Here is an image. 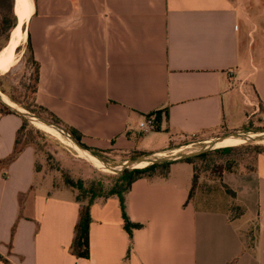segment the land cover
I'll use <instances>...</instances> for the list:
<instances>
[{"label": "crops", "instance_id": "0c3cea01", "mask_svg": "<svg viewBox=\"0 0 264 264\" xmlns=\"http://www.w3.org/2000/svg\"><path fill=\"white\" fill-rule=\"evenodd\" d=\"M250 1L32 0L18 45L29 42L38 64L35 104L87 147L120 154H161L175 135L240 130L264 111V10L247 9ZM152 113L157 129L140 131ZM20 126L0 111V161ZM35 159L25 146L0 164V264H264V156L255 172L222 175L235 193L224 208L189 198L185 162L135 180L123 196V213L141 225L130 236L119 198L96 199L87 258L71 252L83 203L54 188ZM232 203L241 216L230 217Z\"/></svg>", "mask_w": 264, "mask_h": 264}, {"label": "rangeland", "instance_id": "374dc122", "mask_svg": "<svg viewBox=\"0 0 264 264\" xmlns=\"http://www.w3.org/2000/svg\"><path fill=\"white\" fill-rule=\"evenodd\" d=\"M232 1L236 4L239 3V0ZM250 2L251 4L247 5V9L256 13L264 10V0H251ZM13 5L14 14L16 5L15 0L13 1ZM11 30L8 32L7 36L4 35L0 37V51L9 42ZM17 47L18 49L15 50L14 64L7 72L0 74V94L8 102L13 103L16 108L29 112L23 106L11 101V98H14L20 101L22 104H31L33 97V65L27 61L28 52L26 50V44H21ZM24 120L27 122V125H25V127L20 131L19 141L21 145L24 144L26 146H31L34 149L36 156V169L44 175L45 179L51 182L54 188H66L73 193L74 198L79 197L83 202H86V198L82 197L80 191L77 188L66 185V178H69L73 182L80 183L83 188H87L91 183H94L106 191L117 182L119 178L118 175L120 174L113 173L103 168L101 163L95 157L91 156L89 152H92L97 157L103 159L105 162L114 167H119L125 161L140 156H133L131 153L120 154L117 152H111L110 150L91 151L87 148L86 150L89 152H84L74 146L61 134L35 124V122L29 121L27 119ZM59 126L63 127L62 125ZM263 131L264 111L253 116L240 130L220 129L215 132L203 135H175L170 141L168 150L158 155L168 156L171 154L193 152L205 146L209 141L226 134H251L260 133ZM246 144L264 146V141L258 143L236 142L216 145L210 150L211 153H209L208 156L194 160L197 182L192 192L191 199L196 205L201 208L218 209L224 208L226 202L228 200H232L225 192L224 188L222 187V183L219 180L220 170L218 166L224 164L226 160H233L238 163V170H242L244 169L243 167L245 165L253 164L255 155L243 154L244 150H240L239 153L233 154L212 151L221 148L238 147ZM144 154L142 153L141 155ZM91 157L95 158L97 161L92 160ZM232 206H234V203H232ZM235 214H237V210H233L231 212V215ZM249 228L250 230L248 235H252L255 230V223H253Z\"/></svg>", "mask_w": 264, "mask_h": 264}, {"label": "trees", "instance_id": "16d2710c", "mask_svg": "<svg viewBox=\"0 0 264 264\" xmlns=\"http://www.w3.org/2000/svg\"><path fill=\"white\" fill-rule=\"evenodd\" d=\"M13 1L14 0H0V37L8 34V32L16 25V17L13 14ZM18 49V47L16 48ZM26 50L28 52V58L27 61L33 65V70H34V85L32 87V101L31 104H22L20 101L11 98V101L23 106L26 110L33 114H37L43 118H45L48 121L54 122L56 124L62 125L65 130L70 134V136L77 142L79 143L82 147L87 148L91 151H98L93 148H89L86 145H84L81 141V135L79 132H77L75 129L65 126L62 124V122L52 113L48 112L41 106H38L35 104L34 101V94L36 92V85L38 81V64L33 58L31 46L29 42L26 44ZM0 111L1 113H9V114H14L11 112L9 109H7L5 106L0 104ZM158 119L159 117L156 115L155 120H156V126L154 130L157 129V124H158ZM27 125V122L21 118V126L19 127L17 131V136L15 140V144L13 147V151L11 155L0 161L1 165H7L11 161H13L17 155L20 153L22 148H24L26 145L20 144L19 141V133L20 131ZM244 150L243 154H252L255 155L254 162L252 165H245L242 170H238V163L233 161V160H226L224 164L219 165V170H220V175H219V180L222 183V175L224 173H241V172H255L257 168V159L259 156H264V146L260 145H242L238 147H228V148H221L217 150H213L212 152H221L225 154L229 153H239V151ZM211 153L209 152H204L201 153L197 156L194 157H189L183 160H180V162H185L188 164L192 165L193 169V177H192V184L189 192V198L192 196V192L194 190L195 184L197 182V176L195 174V167H194V160L204 158L208 156V154ZM141 152H134L132 155L137 156L141 155ZM175 162H163L159 164H151L147 165L142 168H134L130 170H124L118 175V180L117 182L112 185L108 190L104 191L99 185L91 183L87 188H83L82 185L78 182H73L69 178L65 179V183L68 186L75 187L77 188L82 197L86 198V202H83L81 198L76 197L75 200L77 202L83 203L80 213H79V219L77 222V225L75 227V238L73 240V243L71 245V252L79 257V258H87L89 255V247H88V225H89V206L93 203V201L96 198H107L109 196L115 195L119 198L120 200V206L122 210V215H123V228L127 232V234L130 236L131 232L133 229H138L141 227L140 224L136 223H131L126 215L123 213L124 211V204H123V196L124 194L129 190L131 184L142 177H152L155 175H161L164 176L168 172V168L171 164ZM222 187L224 188L225 192L230 196L231 199H234L235 193L225 184L222 183ZM233 210H237V214L231 215V212ZM244 208L240 205L234 204V206H230L229 208V215L231 218L239 217L243 214Z\"/></svg>", "mask_w": 264, "mask_h": 264}, {"label": "water", "instance_id": "95a60500", "mask_svg": "<svg viewBox=\"0 0 264 264\" xmlns=\"http://www.w3.org/2000/svg\"><path fill=\"white\" fill-rule=\"evenodd\" d=\"M0 104H2L7 109H9L11 112H13L14 114H16L17 116H19L21 118L27 119V120L35 122V123H39V124L43 125L45 128H47L49 130H53V131L61 134L62 136L67 138L78 149H80L84 152L87 151L86 148L82 147L79 143H77L70 136V134L67 133V131L63 127H61L57 124H54V123H52V122H50L44 118H41L35 114H32V113H29L27 111L16 108L13 103L8 102L1 94H0ZM228 137L238 138L243 143H258V142L264 141V131L260 132V133H251V134H249V133L226 134V135L219 136V137L209 141L205 146H203L202 148H200L196 151L183 153V154H171L168 156H161L158 154H144V155H140L136 158L129 159V160L125 161L119 167H114V166L108 164L107 162H105L103 159L97 157L92 152H89V151H87V152H89V154L91 156L95 157L101 163L103 168H105L106 170H109L113 173L118 174V173L123 172L126 169L142 168V167H145L147 165L159 164V163H163V162H175V161H180V160H183V159H186L189 157L197 156L201 153L210 151L218 143L222 142L223 140H225ZM140 164H143V166H139Z\"/></svg>", "mask_w": 264, "mask_h": 264}, {"label": "bare ground", "instance_id": "6f19581e", "mask_svg": "<svg viewBox=\"0 0 264 264\" xmlns=\"http://www.w3.org/2000/svg\"><path fill=\"white\" fill-rule=\"evenodd\" d=\"M15 2V14L17 16V24L11 30L8 44L0 51V72L4 73L7 72L15 62L16 47L18 46L20 40L24 37V30L22 29V24H24L32 9V0H15ZM35 124L43 126L39 123ZM236 142L241 141L235 137H228L217 145H223L228 143L230 144ZM92 160L97 161L95 158H92ZM139 166H143V164H140Z\"/></svg>", "mask_w": 264, "mask_h": 264}, {"label": "built area", "instance_id": "2783aa9c", "mask_svg": "<svg viewBox=\"0 0 264 264\" xmlns=\"http://www.w3.org/2000/svg\"><path fill=\"white\" fill-rule=\"evenodd\" d=\"M156 114H148L146 115L140 122L138 123V129L142 132H150L154 130L156 126L155 120Z\"/></svg>", "mask_w": 264, "mask_h": 264}]
</instances>
